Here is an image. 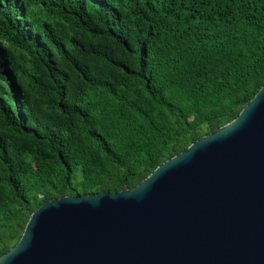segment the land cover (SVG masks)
<instances>
[{
    "label": "trees",
    "instance_id": "trees-1",
    "mask_svg": "<svg viewBox=\"0 0 264 264\" xmlns=\"http://www.w3.org/2000/svg\"><path fill=\"white\" fill-rule=\"evenodd\" d=\"M264 86V0H0V258L36 209L117 193Z\"/></svg>",
    "mask_w": 264,
    "mask_h": 264
},
{
    "label": "water",
    "instance_id": "water-1",
    "mask_svg": "<svg viewBox=\"0 0 264 264\" xmlns=\"http://www.w3.org/2000/svg\"><path fill=\"white\" fill-rule=\"evenodd\" d=\"M0 264H264V86L138 186L40 206Z\"/></svg>",
    "mask_w": 264,
    "mask_h": 264
}]
</instances>
